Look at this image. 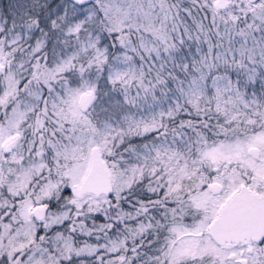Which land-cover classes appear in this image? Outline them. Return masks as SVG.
I'll return each mask as SVG.
<instances>
[{
	"label": "snow or ice",
	"instance_id": "1",
	"mask_svg": "<svg viewBox=\"0 0 264 264\" xmlns=\"http://www.w3.org/2000/svg\"><path fill=\"white\" fill-rule=\"evenodd\" d=\"M0 264H264V0H0Z\"/></svg>",
	"mask_w": 264,
	"mask_h": 264
}]
</instances>
